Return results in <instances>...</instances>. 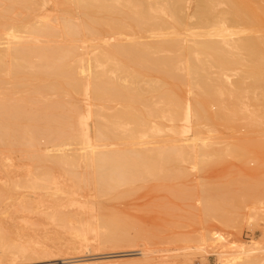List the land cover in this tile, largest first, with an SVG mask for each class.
Here are the masks:
<instances>
[{"label":"bare ground","instance_id":"6f19581e","mask_svg":"<svg viewBox=\"0 0 264 264\" xmlns=\"http://www.w3.org/2000/svg\"><path fill=\"white\" fill-rule=\"evenodd\" d=\"M260 99L264 0H0V152L27 162L18 181L0 187V214L10 215L8 225L0 222V261L44 257L48 242L66 237L74 255L136 247L126 222L100 216L76 195L111 196L157 179L169 164L201 161L214 144L189 141L213 132L264 134V119L248 118ZM248 105L256 107L244 113ZM183 121L194 127L177 124ZM13 187L54 190L53 204L22 195L12 209ZM31 213L54 225L42 239L29 234L37 226ZM259 245L236 244L219 264H264ZM147 254L58 264H118Z\"/></svg>","mask_w":264,"mask_h":264},{"label":"rangeland","instance_id":"374dc122","mask_svg":"<svg viewBox=\"0 0 264 264\" xmlns=\"http://www.w3.org/2000/svg\"><path fill=\"white\" fill-rule=\"evenodd\" d=\"M192 4L195 6L194 1ZM192 4L191 13L194 10ZM193 21L194 17L190 22ZM194 22L196 25V20ZM210 69L209 74L212 73ZM211 70L214 72V69ZM36 83V80H31L30 86ZM77 96L83 99L82 95ZM263 100H259L260 105L257 104V107L254 105L257 110L248 105V111L244 113L255 110L246 117L256 115L254 120H263L264 113L259 107ZM253 101L258 102L256 98ZM83 120L92 125L91 118ZM154 122L170 124L161 119ZM177 124L187 125L191 129L194 127L192 123L184 121ZM229 133L223 135L213 132L203 139L205 141L192 139L189 142L199 148L203 142L214 144L213 150L209 153L206 150L203 160L198 162L167 165L157 179L138 181L132 186L120 188L111 196H97L90 189L80 194V197L76 195L80 201H87L88 206L93 207L100 216L115 217L126 222L131 237L139 238L136 247L92 248L89 252L82 250L74 255L68 252L71 243L70 238L66 237L59 243L48 242V255L44 254V257L19 256L17 260H3L0 264H58L73 257H107L141 249H146L148 254L144 257H121L118 264H219V255L230 253L233 250L231 247L236 244L252 245L258 241L259 246L264 247V134ZM176 138L180 139L178 136ZM41 147L47 145L42 142ZM9 164L20 167L11 171L7 167ZM26 164L15 151L0 152V187H11L18 181V176L27 169ZM53 173L59 181L65 182L62 173L56 170ZM54 192L13 187L9 191L11 199L6 202H13L12 209H16L21 196L25 195L38 201L40 199L42 205L49 206L53 204ZM76 207L72 205L70 208ZM7 215L4 218L0 214V222L4 225L9 224L10 215ZM29 216L37 225L34 232H29L33 237L42 239L44 231L54 229L52 224L40 223L35 214ZM17 223H22L21 219Z\"/></svg>","mask_w":264,"mask_h":264}]
</instances>
